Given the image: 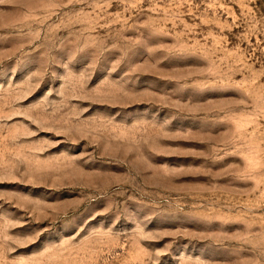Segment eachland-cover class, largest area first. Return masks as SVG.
Returning <instances> with one entry per match:
<instances>
[{
	"label": "rangeland",
	"instance_id": "rangeland-1",
	"mask_svg": "<svg viewBox=\"0 0 264 264\" xmlns=\"http://www.w3.org/2000/svg\"><path fill=\"white\" fill-rule=\"evenodd\" d=\"M0 264H264V0H0Z\"/></svg>",
	"mask_w": 264,
	"mask_h": 264
}]
</instances>
